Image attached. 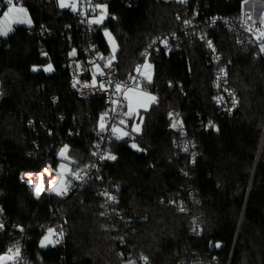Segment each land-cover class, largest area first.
<instances>
[{
    "label": "trees",
    "instance_id": "1",
    "mask_svg": "<svg viewBox=\"0 0 264 264\" xmlns=\"http://www.w3.org/2000/svg\"><path fill=\"white\" fill-rule=\"evenodd\" d=\"M240 6L241 0H210V13L225 16ZM25 7L35 27L54 33L41 40L35 31L13 26L0 47V205L10 223L32 235V257L54 264H123L118 257L123 250L143 254L151 264H178L191 256L204 264L215 258L222 264H264V61L253 50H241L232 35L213 32L240 97L237 111L222 116L213 103V65L201 44L185 42L169 55L153 53L154 80L146 90L158 100L142 113L138 136L111 145L117 158L103 165L104 183L92 180L67 198L53 193L37 197L22 175L56 168L62 145L69 146L79 167L90 163L91 130L104 102L81 99L71 87L68 55L85 45L71 13L60 11L55 0H28ZM186 9L181 2L112 0L107 22L94 29L93 41L107 53L102 29L115 33V65L119 79L126 81L142 63L146 41L181 30L189 16ZM49 64L53 71L45 72ZM168 105L182 114L195 143L190 181L181 176L185 158L168 131ZM30 119L35 131L27 126ZM209 120L217 124V133L201 128ZM132 141L140 150L131 147ZM45 150L48 154L41 155ZM186 184L196 190L201 237L193 236L187 217L168 204ZM106 187L117 189L115 208L136 228L126 229L124 245L101 217L100 192ZM60 219L67 230L65 249L40 250L38 225ZM12 240L13 235L0 233V254Z\"/></svg>",
    "mask_w": 264,
    "mask_h": 264
},
{
    "label": "built area",
    "instance_id": "2",
    "mask_svg": "<svg viewBox=\"0 0 264 264\" xmlns=\"http://www.w3.org/2000/svg\"><path fill=\"white\" fill-rule=\"evenodd\" d=\"M28 0H21V3L17 4V7H25V3ZM57 2V6L60 9V11H68L71 13L73 18L76 20V26L79 28V33L83 37V40L85 41V45L80 48H73L69 53H71L74 49L76 50L75 55H68L69 59V77L71 82V87L75 94L84 100H90V99H101L104 102V108L103 111L100 113H105L106 111L109 112L107 123H112V116L114 115L110 110L114 107L111 104L112 99H116L118 94L114 93L113 88H109L107 92L99 88V81L101 79H107L108 76L105 77H99L97 76V86L95 87H83L85 83L91 84L92 81V75L91 72L87 71L90 67L89 61L95 60L96 63L100 64L101 67L104 65V61L100 60L98 57L103 56L105 57V60L110 56V54L105 53L102 49H100L98 43L93 41L92 33L94 29L100 25H89L86 22H82L88 19L93 18L94 15H97L99 13V9L96 10V13H91L87 16L84 15H78L77 12H73L70 8H60L58 5V0H55ZM112 0H92L93 6L96 2H99L103 5H106V10L108 14V7L109 3ZM228 1V0H223ZM75 2L77 4L78 10L80 12H84L87 10L88 0H71L69 4ZM168 2H177L176 0H168ZM182 3V2H181ZM189 3H191L189 5ZM183 5L187 6L186 12L189 14L188 18L185 20L190 21L191 23L188 25L182 24V28L179 31H172L163 35H159L156 37H153L146 41L144 49L142 53H147L146 56L142 55L141 53V59L142 63L148 59L151 58L153 53L156 52H162L165 55H169L172 52H175L179 49L181 44L185 42L189 43H199L203 46L207 58L213 65V78H212V93H213V103L216 108V112L222 116H231L234 114L237 109L240 106V97L237 89L230 83L229 80V63L225 62L222 54L219 52L215 38L213 36L214 31H223L230 35H232L235 39V42L237 46L241 50H253L255 55L261 58L264 61V51H261L258 47L259 42H252L255 41V37L252 33L246 32L244 30V27L242 26V21L248 19L250 16V20H248L249 24L252 22L256 23V26H260V21L262 17H264V0H247V2L243 6V11L245 15H241V6L237 11L231 12L229 15H219V14H211L210 13V0H187V2L182 3ZM6 9L0 10V19H2V11ZM178 20H181V16L178 15ZM27 28L30 32L35 31L37 34V37L41 40H46L48 37L52 36L54 31L44 27H35L34 24L28 26H23ZM70 27H68L69 29ZM264 30V29H262ZM167 39V46L162 43ZM212 41V48L208 47L207 41ZM5 37H0V47L4 45ZM153 41L156 43L153 44ZM151 45V47H149ZM214 49V50H213ZM116 58L112 61V68L111 69H104L105 73L107 74L109 71L112 73V79L114 83H123L124 81H121L118 77V71L117 67L115 65ZM142 63L138 65H142ZM77 64H79V69L77 68ZM137 65V66H138ZM38 70V67H35ZM33 70V69H32ZM223 70V72L221 71ZM226 73V75L224 74ZM133 76H137L138 74L134 71ZM218 75L220 76V79L217 80ZM78 80L79 83H77L76 87H73V83L75 80ZM129 84L131 82L129 81ZM217 84H219V87H217ZM143 88V86H142ZM227 89V91H225ZM229 93L232 95L230 96ZM3 91L1 87V81H0V98L2 97ZM156 101L158 100L157 94ZM214 97H223L224 99L221 102H217V100L214 99ZM122 99V96L120 97ZM54 101V99H53ZM233 101H235V104H233ZM125 111L127 109H124ZM171 113V116L169 115ZM97 119L96 126L91 130V134L93 136V143H92V152H91V162L88 163L85 166H88L87 175L84 176L83 180H73L70 187H68L67 192L65 195H58L60 198H67L70 196L73 192L80 190L83 188L86 184L91 182L92 180H95L99 183H104V178L101 173V169L105 162L111 159H98L99 154L103 153L105 155H111V145L114 142H118L120 140H117L115 138L112 139H104L101 140V136L107 137L109 135L108 132L100 133V135H97V133L100 131L98 121L99 117ZM167 119H168V131H170L174 136V142L176 145H179L181 149V154L185 158V165L184 169L182 170L181 176L185 181H190L191 178V172L195 167L196 162V152H195V143L194 140L188 135V130L186 123L184 121V118L182 114L175 109L172 105L167 106ZM211 121V125H209V122ZM130 122V121H129ZM173 123L177 124V127H172ZM27 126L30 128L31 131H35V123L34 120L30 119L27 122ZM205 131H212L217 133L218 132V126L213 120L206 121L203 124V127L201 126ZM124 131V129H123ZM134 138V137H133ZM122 140V139H121ZM97 144H99V148L95 147ZM35 148L37 147L36 144H34ZM64 145L57 148L56 151V158L58 151L63 147ZM68 146V145H67ZM187 147V151L184 150V148ZM69 148V146H68ZM49 150H45V152H42L41 155H47ZM93 153H97V155H93ZM36 157V156H35ZM117 158V156H115ZM59 160V159H58ZM94 165V167H93ZM76 165H71L73 170H76ZM85 166H80V168H84ZM83 175V173H81ZM107 193V195H102V193ZM44 193H48L44 191ZM100 195L103 197L104 202L102 205V212L101 217L106 219L108 223V229L111 233H114V239L121 242L122 245H124V238L128 235V231L133 232L136 230L134 226H132V222L129 219L124 218L121 213L116 210V206L119 203L117 189L113 188H104L101 190ZM109 196L115 197L114 200L108 199ZM198 203L196 199V190L194 189L192 184H186L179 187L176 195L174 198L170 199L168 204L170 207L174 208L177 213L182 214L187 217L188 223H189V230L190 233L193 236L201 237L203 235V227H202V215L196 214L194 207ZM183 209V210H181ZM0 221L4 224V229L1 232H7L9 235H13L12 243L9 244L5 251L19 242L18 246L21 250L20 259L18 261V264H54L53 262L47 260L46 262L41 258V256L32 257V255L29 252V242L32 240V235L29 231L23 230L21 231V227H14L17 225H14L10 223L6 217V214L4 212L3 207L0 205ZM125 225L124 230H120V224ZM49 228H53L56 230L57 233L63 232V235L61 237L53 236L52 239H59V243L56 244H48L47 247H41L40 242L43 239L45 235H47V230ZM128 231H127V230ZM36 231L41 234L40 240H39V249L40 250H53V251H62L66 247V235L67 230L65 223L60 219L57 223L54 224H45L41 223L38 225ZM146 257L143 254H135L133 252H125L123 250L119 251L118 257L123 261V264H130L131 261H134L135 264H144V261L141 259V257ZM148 264H151L149 259ZM178 264H204L197 256H191L188 258H185L181 260ZM210 264H222L218 261V258H215Z\"/></svg>",
    "mask_w": 264,
    "mask_h": 264
},
{
    "label": "snow or ice",
    "instance_id": "3",
    "mask_svg": "<svg viewBox=\"0 0 264 264\" xmlns=\"http://www.w3.org/2000/svg\"><path fill=\"white\" fill-rule=\"evenodd\" d=\"M182 3L187 2V0H181ZM247 2V0H241V15H245L243 11V6ZM21 3V0H0V10L6 9L2 11V19H0V37H7L10 33L14 31L13 25H28L30 26L32 21L28 17L27 11L24 7H17V4ZM59 6L61 8H70L73 12H77L78 15H84L87 16L89 12L96 13V10L99 9V13L97 15H94L93 18L82 21L88 23L90 26L95 25H101L104 22V19L107 18V10L106 5H103L99 2H96L93 6L92 0H88L87 10L84 12H80L78 10L77 4L75 2L69 4L65 3V0H58ZM114 19V17H113ZM179 19V17H177ZM248 20H250V16L248 19L242 21V26L244 27V30L246 32H250L254 35L255 41L252 42H259L258 47L261 51H264V17H262L260 21V26L257 27L255 22H252L249 24ZM191 22L188 20L184 21L185 25L190 24ZM104 35L108 37V42L112 45L111 49V55L105 60V57L99 56L98 58L102 61H104L103 67H101L100 64L96 63L95 60H90L88 63L90 67L86 69L87 71L91 72L92 75V81L91 84L85 83L83 87H95L97 86V76L99 77H105L108 76L107 79H101L99 81V88L104 90L105 92L108 91L109 88L114 89V93L118 94L116 99L111 100V104L114 106L110 111L114 114L112 116V123L108 124V116L109 112L106 111L105 113H102L99 117L98 125L100 131L97 133V135H100V133L108 132L109 135L107 137L101 136V140L104 139H112L115 138L117 140H121L124 137L131 138L132 133L139 132V126L135 125L131 127L130 131H123V128L128 126L129 121H133V118L136 116H139V109L144 108L147 110V107L150 103L155 102V97L152 96L150 93H148L146 89L148 85L152 83L151 74L148 71L152 66L148 64L147 62L143 65H138L135 69V72L138 74L137 76L130 75L129 79L124 81L123 83H114L112 79V73L109 71L107 74L105 73L104 69H111L112 68V61L115 59V40L112 37L111 33H109L106 29L104 30ZM156 43L153 41V44ZM162 43L167 46V39L162 41ZM208 47L212 48V41H207ZM151 47V45H149ZM214 50V49H213ZM76 50L74 49L69 55H75ZM142 55L146 56L147 53H142ZM77 68L79 69V64H77ZM143 69V71H142ZM52 65L49 64L47 67H45L44 71H51ZM33 71H37V69L34 67ZM223 72V70H221ZM226 75V73H224ZM220 79V76L218 75L217 80ZM75 80V78H74ZM129 81L131 84H129ZM77 83H79L78 80H75L73 83V87H76ZM217 87H219V84H217ZM227 91V89H225ZM231 96L232 94L229 93ZM122 96V99L120 98ZM217 102H221L224 98L223 97H214ZM233 104H235V101H233ZM124 109H127L126 111ZM171 116V113L169 114ZM142 123V118H141ZM209 125H211V121L209 122ZM172 127H177L176 123H173ZM95 147L99 148V144H97ZM131 147L137 148L138 146L136 144H132ZM185 151H187V147L184 148ZM69 148L67 145H64L57 153L58 159L61 161L56 166V170L60 174V184L59 188H53L51 191L55 193L56 195H65L67 192L68 187L71 186L73 180H83L84 176L87 175L88 166H85L84 168H80L78 162L71 159V157L68 155ZM93 155H97V153H93ZM98 159H111L115 160V156L111 155H105L103 153L99 154ZM71 165H76V170L74 171ZM94 167V165H93ZM83 173V175L81 174ZM102 195H107V193H102ZM108 199L114 200L115 197L109 196ZM183 210V209H181ZM18 227V226H14ZM4 224L2 221H0V231H3ZM23 231V229H21ZM63 235V232L57 233L55 229L49 228L47 230V235L43 237V239L40 242L41 247H47L48 244H56L59 243V239H52L51 237H61ZM19 242H17L16 245L9 248L6 253L0 254V264H18V261L20 259L21 250L18 246ZM219 247V244L216 245ZM141 259L144 261V264H148L147 257H141ZM130 264H135L134 261H131Z\"/></svg>",
    "mask_w": 264,
    "mask_h": 264
},
{
    "label": "rangeland",
    "instance_id": "4",
    "mask_svg": "<svg viewBox=\"0 0 264 264\" xmlns=\"http://www.w3.org/2000/svg\"><path fill=\"white\" fill-rule=\"evenodd\" d=\"M70 1L71 0H65V3H69ZM176 1L177 2H181V0H176ZM24 8L27 11L28 17L32 21V18L30 16V13H29L27 7H24ZM106 22H107V18L104 19L103 24H105ZM32 24H33V21L31 23V25ZM103 24H101L100 26H103ZM13 26L15 27V26H25V25H13ZM105 29L109 33H111L112 37L115 40V47H116L115 58H116V54H117L118 48H119L118 47V42H117V39H116V35H115V33L109 27H104L102 29V35H103V38H104V40H105V42L107 44V48H108V52L107 53L110 54V55H111L112 45L108 42V37H106L104 35V30ZM146 62L152 66L148 71L151 74V78H152V82H153V80H154V64L151 62L150 59H148V60L144 61L142 63V65L144 63H146ZM52 71H53V68H52L51 71H45V72H52ZM142 71H143V69H142ZM142 90H146V89H143L142 88ZM146 91L156 98V96H155L154 93H152V92H150L148 90H146ZM155 101H156V99H155ZM154 104H155V102L150 103L148 105V107H147V110H145L144 108H140L139 109V116L134 117L133 118V122L131 124H130V122H128V126L125 127V128H123L124 131H130L131 127H133L134 124L139 126V129H140L139 132L132 133V140H133V137L138 136L141 133V130H142V123H141V118L142 117H141V115H142V113L148 111ZM132 144H134V141L131 142V145ZM68 155H69V151H68ZM60 162L61 161L59 160V163ZM22 180L30 186V188L33 190L35 196L38 197L39 195H41L42 193H44V191H47L48 193H53L51 191V189H53V188H59V184H60V174L56 170V168H52L51 166H47L45 169H43L41 172H38V173H24L22 175ZM53 194H55V193H53Z\"/></svg>",
    "mask_w": 264,
    "mask_h": 264
},
{
    "label": "water",
    "instance_id": "5",
    "mask_svg": "<svg viewBox=\"0 0 264 264\" xmlns=\"http://www.w3.org/2000/svg\"><path fill=\"white\" fill-rule=\"evenodd\" d=\"M161 1L164 3H169L168 0H161ZM131 138H132V136H131ZM131 138L127 137V140H130Z\"/></svg>",
    "mask_w": 264,
    "mask_h": 264
},
{
    "label": "crops",
    "instance_id": "6",
    "mask_svg": "<svg viewBox=\"0 0 264 264\" xmlns=\"http://www.w3.org/2000/svg\"><path fill=\"white\" fill-rule=\"evenodd\" d=\"M45 67H47V66H45ZM45 67H44V68H45ZM131 136H132V135H131ZM46 192H47V191H46Z\"/></svg>",
    "mask_w": 264,
    "mask_h": 264
}]
</instances>
